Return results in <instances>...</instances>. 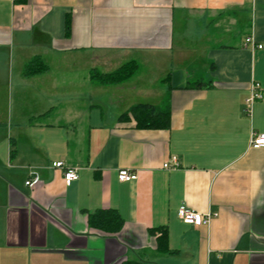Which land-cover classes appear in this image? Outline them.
<instances>
[{
  "label": "crops",
  "instance_id": "1",
  "mask_svg": "<svg viewBox=\"0 0 264 264\" xmlns=\"http://www.w3.org/2000/svg\"><path fill=\"white\" fill-rule=\"evenodd\" d=\"M131 62L123 84L91 79ZM196 68L205 77L193 80ZM255 85L263 98L247 115ZM168 94V129L121 120ZM254 133L264 134V0H0V264H264ZM67 168L79 175L69 185ZM120 170L137 179L120 182ZM182 207L214 217L188 225ZM107 210L123 221L117 234L89 226ZM162 228L169 254L157 252Z\"/></svg>",
  "mask_w": 264,
  "mask_h": 264
},
{
  "label": "trees",
  "instance_id": "2",
  "mask_svg": "<svg viewBox=\"0 0 264 264\" xmlns=\"http://www.w3.org/2000/svg\"><path fill=\"white\" fill-rule=\"evenodd\" d=\"M17 2L24 3L26 0H17ZM67 35L70 32V24L67 23ZM37 63V62H36ZM35 64V63H34ZM31 65L28 71L36 69L37 64ZM40 68V67H39ZM138 71L136 63L131 62L123 65L115 72L110 74H101L94 71L91 79L94 83L102 86H116L130 80ZM28 73V72H26ZM184 88L179 86L178 88ZM170 96L169 94L164 98L162 103L158 106L136 105L132 107L129 112L121 117L123 121H130L135 128L138 129H168L170 127ZM89 226L92 230L103 234H117L122 230L123 221L120 216L113 210L98 211L89 216ZM157 252L159 254H169L168 237L166 229L157 230ZM152 234L155 233L152 231ZM121 264H145L140 261H124Z\"/></svg>",
  "mask_w": 264,
  "mask_h": 264
},
{
  "label": "built area",
  "instance_id": "3",
  "mask_svg": "<svg viewBox=\"0 0 264 264\" xmlns=\"http://www.w3.org/2000/svg\"><path fill=\"white\" fill-rule=\"evenodd\" d=\"M247 43L251 44V40L247 39ZM259 48H262L259 46ZM263 98V95L261 93V90L258 85H255L251 89V93L248 98H246L244 102V112L248 115L251 112L252 105L256 100H260ZM251 145L253 148L259 149V148H264V134H258L254 133L252 134V139H251ZM54 167L56 168H63V163L58 162L53 164ZM176 167L178 166V163L176 159H173V164L170 166L169 164H166L164 167L169 168V167ZM64 177L66 183L69 185L72 182H75L79 179L78 175V170L75 168H67L65 169L64 172ZM118 179L120 182H130L134 181L137 179V174L136 172L130 171V170H120L118 173ZM37 183V180L35 181H28L26 182V185L32 186ZM214 217L213 214H200L197 212H194L192 210L186 209L184 207L180 208L178 211V218L184 222L185 224L188 225H194V226H201V225H207L209 224L210 220Z\"/></svg>",
  "mask_w": 264,
  "mask_h": 264
},
{
  "label": "rangeland",
  "instance_id": "4",
  "mask_svg": "<svg viewBox=\"0 0 264 264\" xmlns=\"http://www.w3.org/2000/svg\"><path fill=\"white\" fill-rule=\"evenodd\" d=\"M70 62H73V59H70L69 60ZM69 63V62H68ZM70 66V65H69ZM70 68V67H69ZM68 67H67V69H69ZM72 68V67H71ZM204 71H205V69L204 68H202V69H198V68H196V71L195 72H197L196 73V75H193L192 77H193V80H197V79H199L200 77H205V74H204ZM70 75V78L71 79H73V78H75V75L74 74H69ZM67 77H69L68 75H67ZM134 83V81H131V82H129L128 84H133ZM101 87H106V86H101ZM162 95H163V97H165V91H163L162 92ZM125 96H127V99L126 100H128L129 102H132V103H135L136 101L138 102H142L143 100H146L147 99V95H139V96H137V95H132L131 96V91H127L125 94H124V97ZM141 97V98H140ZM108 97H105V101H104V103L105 104H110L111 103V101H108ZM144 103V102H143Z\"/></svg>",
  "mask_w": 264,
  "mask_h": 264
}]
</instances>
